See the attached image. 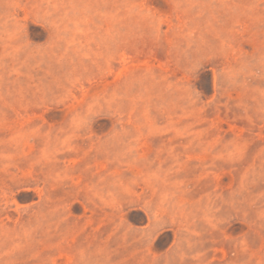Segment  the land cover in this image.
Returning <instances> with one entry per match:
<instances>
[{"label": "rangeland", "instance_id": "374dc122", "mask_svg": "<svg viewBox=\"0 0 264 264\" xmlns=\"http://www.w3.org/2000/svg\"><path fill=\"white\" fill-rule=\"evenodd\" d=\"M0 264H264V0H0Z\"/></svg>", "mask_w": 264, "mask_h": 264}]
</instances>
